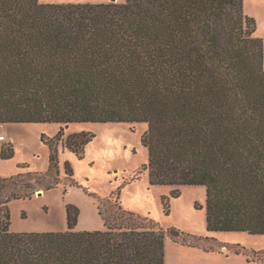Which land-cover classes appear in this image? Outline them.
<instances>
[{"label":"trees","instance_id":"16d2710c","mask_svg":"<svg viewBox=\"0 0 264 264\" xmlns=\"http://www.w3.org/2000/svg\"><path fill=\"white\" fill-rule=\"evenodd\" d=\"M256 31L244 0H0V123H60L57 140L76 122L146 123L141 172L176 186L163 197L166 212L180 186L203 185L209 231L264 235V41ZM94 137L75 133L66 145L83 158ZM50 146L47 173L0 177V264H165V231L120 204L107 216L110 199L98 205L101 230H76L72 204L64 231L11 230L9 202L59 174ZM14 154L11 143L0 148L3 159Z\"/></svg>","mask_w":264,"mask_h":264},{"label":"rangeland","instance_id":"374dc122","mask_svg":"<svg viewBox=\"0 0 264 264\" xmlns=\"http://www.w3.org/2000/svg\"><path fill=\"white\" fill-rule=\"evenodd\" d=\"M39 1L93 3L92 0ZM244 12L255 19L256 35L264 41V0H244ZM61 129L62 124L53 122L0 123V135L5 136L0 140V148L11 143L15 151L10 159L0 155V177L47 173L51 141L58 150L59 174L35 183L39 190L32 197L9 202L12 231H64L66 222L68 226L67 207L71 204L80 209V214L82 206L86 221L96 226L101 219L96 205L98 208L100 201L110 199L112 208L110 204L102 205L107 216L119 212L120 204L147 217L145 223L150 220L151 226L165 231V264H264V235L207 229L205 186H180L181 195L170 198V210L166 212L163 197L170 196L176 186L152 184L149 171L141 172L149 159V150L142 142L146 123L76 122L67 126L61 140H57ZM80 132L95 135L86 145L83 158L66 145L71 135ZM50 182L54 186L47 188ZM173 229L179 234L173 233Z\"/></svg>","mask_w":264,"mask_h":264},{"label":"crops","instance_id":"0c3cea01","mask_svg":"<svg viewBox=\"0 0 264 264\" xmlns=\"http://www.w3.org/2000/svg\"><path fill=\"white\" fill-rule=\"evenodd\" d=\"M43 2H53V0H41ZM93 3H101V2H112V1H115V0H92ZM81 208V214H79V219H78V222H77V225L75 227L76 230H96V229H104L105 228V225H104V222H103V219L101 217V215L99 214V211H98V208H97V205H96V212L97 214H99L100 216V222L97 223L96 222V226H92L91 225V221H86V218H85V211L84 209L82 208V206H80ZM68 228L67 226V222H66V229Z\"/></svg>","mask_w":264,"mask_h":264},{"label":"built area","instance_id":"2783aa9c","mask_svg":"<svg viewBox=\"0 0 264 264\" xmlns=\"http://www.w3.org/2000/svg\"><path fill=\"white\" fill-rule=\"evenodd\" d=\"M5 136L4 135H0V140H4Z\"/></svg>","mask_w":264,"mask_h":264},{"label":"water","instance_id":"95a60500","mask_svg":"<svg viewBox=\"0 0 264 264\" xmlns=\"http://www.w3.org/2000/svg\"><path fill=\"white\" fill-rule=\"evenodd\" d=\"M42 193V191H39V194H41Z\"/></svg>","mask_w":264,"mask_h":264}]
</instances>
